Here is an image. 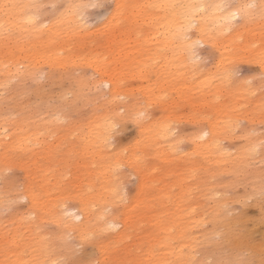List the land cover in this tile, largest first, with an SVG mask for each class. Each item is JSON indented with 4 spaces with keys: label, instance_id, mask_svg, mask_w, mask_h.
I'll return each instance as SVG.
<instances>
[{
    "label": "rangeland",
    "instance_id": "1",
    "mask_svg": "<svg viewBox=\"0 0 264 264\" xmlns=\"http://www.w3.org/2000/svg\"><path fill=\"white\" fill-rule=\"evenodd\" d=\"M76 1L103 7H78L83 27L78 43L66 46L70 61L48 67L38 60L33 75L16 74L0 86V119L21 125L0 133V247L21 238L39 264L40 236L54 264H97L99 245L107 264H137L145 258L148 222L164 213L185 215L177 229L188 235L163 249L189 256L176 264H264V149L251 151L264 140V0H205L227 29L211 44L194 41L193 58L185 44L176 48L165 38L171 1L160 0L156 28L136 12V25L128 18L103 27L115 0H39L36 23L48 27ZM221 4L236 7L221 11ZM247 4L255 8L246 21L219 16ZM107 75L118 86L112 98ZM112 111L109 132H82ZM203 132H214L215 148L199 147ZM26 188L36 196L37 214L23 197ZM78 201L102 209L116 228L60 234L49 214L68 219ZM125 215L128 229L113 238ZM215 216L227 227H213ZM6 254L0 252V264H8ZM158 258L155 252L152 260Z\"/></svg>",
    "mask_w": 264,
    "mask_h": 264
},
{
    "label": "bare ground",
    "instance_id": "2",
    "mask_svg": "<svg viewBox=\"0 0 264 264\" xmlns=\"http://www.w3.org/2000/svg\"><path fill=\"white\" fill-rule=\"evenodd\" d=\"M36 1L39 0H0L1 87L7 85V82L10 80V78L16 74L20 79H24L27 76L33 75V70L40 69V67H37L38 60L46 64L48 67L55 65L63 66L66 60L70 61V56H72L73 53V50L66 49L68 47V42L80 40L78 34L81 32L83 24L77 18L80 14L79 12V14L76 12L77 9H79V1H76L77 3L73 2L70 5L68 10L69 13L66 16H58L59 18L54 22L52 21V23L50 22L51 24L49 23L50 25L48 24L49 26L47 25L48 27L46 28H43V25H38L36 23L37 19L35 21L33 10L38 5H40V3L37 4ZM170 1L173 7L165 16L167 28L169 29L165 38L167 43L170 45H177L176 48H179L180 45L183 46L185 44V46L182 48L188 57L193 58L191 56L192 47L190 46L194 41L211 44L217 39V37L222 36L223 31L227 29L224 28V22H217L216 18H218V16L213 15L215 7L208 6L205 0H163L164 3H168ZM159 2L160 0H138V2L134 5L128 3V0H115L113 12L110 14L103 27L108 26L114 19L115 24H117L119 19H123L127 23L128 18L129 21L133 23V25H136L138 23V20L135 19L137 14L134 12H136L138 14H142V18L147 25H152L154 28H156L157 25L160 24L161 20V16H159ZM200 6H203V8L201 10H197L200 8ZM263 7L264 5H260L261 9H263ZM219 16L222 19L228 18L226 15ZM251 16L252 15L250 14L241 18L243 21H246ZM118 25H120V23H118ZM188 29L193 30L191 35L187 33ZM17 33L21 35V38L20 36L16 37ZM156 33L157 31L155 30L151 32V35L156 38ZM188 36H191L192 38L186 44V38ZM104 79V82L110 87L109 93L111 98L115 95H118V86L116 85L114 79L110 77V75L105 76ZM99 80L102 82V79ZM130 110V107L126 109L128 113L131 112ZM106 113L99 116V121L94 125L92 130L87 128L82 132H98V136L104 132H109V124L110 120L114 117V112L112 115ZM1 116L3 118L5 114ZM28 117L29 116H27V118ZM20 118H22V116ZM8 119L10 120L9 117ZM4 121L6 120L0 121V133L19 132L16 131V129L21 130V125L18 122H13L10 120L13 123H5ZM168 134L169 133L166 131L163 132V137H168ZM200 138H205L207 140L202 145H199V147L203 146L209 148L211 145L214 146V148L216 147L214 132H203L200 135ZM11 141L14 140L11 139ZM100 141L101 139H96L93 143L102 145ZM12 146L13 144L7 147L6 151H12ZM21 146L22 145L18 146V148ZM218 149L219 148L216 150ZM0 156L1 163L3 161L4 153L0 154ZM0 195V197H3L5 194ZM23 197L28 200V207L31 210V213L37 214L41 208H35L36 196L26 188V191L23 192ZM9 199L7 201H9ZM4 202L7 203L6 201ZM4 202L2 200V203ZM77 209L78 212L69 214L68 219H66V217H64L62 213L58 211H54L50 214L48 213V218L51 222L57 224L60 234L67 231L76 233L77 236H82L86 231H89L92 232V234L99 235L106 230H114L116 228V225L113 222L114 220L109 215L105 214L102 209L93 210L91 207H88L87 204L81 201L77 202ZM157 214L158 215H155L153 218V223L149 224L148 222L149 232L145 236L146 247L143 254L145 258L143 260L137 259V264H176L179 263L182 258H184V261H188V255L178 258L176 257V253L163 252V249L170 250L172 245L180 236L186 238L188 235L186 234L187 231L177 229L178 219L184 218L185 215H180L178 217L176 214ZM126 216L127 215L121 217L119 224H121L122 227L112 236L113 238H119L123 232L128 229L129 219L126 218ZM38 219L40 220V217L36 216V220ZM36 220H34L33 223H35ZM74 221L75 223H72ZM224 222H220L215 216L212 220V225L213 227L221 225L219 227L226 228L227 226ZM200 236L201 237L198 239L197 245L202 238V235ZM37 239L41 244V249L39 251L44 256L39 264H52L55 258L51 259L53 253L48 252L49 246H46V242L42 240L40 236L37 237ZM205 240L206 239H204V241ZM21 241V238H14L4 247H0V252H6V255L9 257L8 260H4L8 262V264H19L23 259H25L28 264H32L33 254L30 248L33 246L32 244L30 246L24 243L21 244ZM100 248V245L96 247L97 254H99L97 262L98 264H107V261H104V258L100 256ZM155 252H157L159 256L157 261L152 260V255Z\"/></svg>",
    "mask_w": 264,
    "mask_h": 264
},
{
    "label": "snow or ice",
    "instance_id": "3",
    "mask_svg": "<svg viewBox=\"0 0 264 264\" xmlns=\"http://www.w3.org/2000/svg\"><path fill=\"white\" fill-rule=\"evenodd\" d=\"M80 8H87V7H92V8H97V7H103V5L101 4H91V5H82V6H78ZM218 10H227L229 9L230 7H236V6H232V5H227V4H221V5H217L216 6ZM203 8V6H200L199 9L197 10H201ZM255 8V5L254 4H247V5H243V6H239L238 7V10L235 11V12H230V15H229V19L230 20H235L238 16L240 17H243V16H247V15H250L251 14V11L252 9ZM262 135H264V133H262ZM260 148V149H264V140H261L259 145H254L251 149V151L255 152L256 149ZM98 264V262H97Z\"/></svg>",
    "mask_w": 264,
    "mask_h": 264
}]
</instances>
